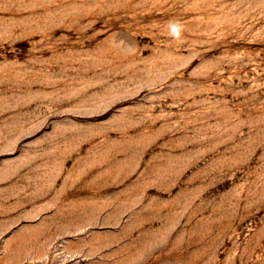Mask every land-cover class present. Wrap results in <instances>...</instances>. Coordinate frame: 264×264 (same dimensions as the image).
<instances>
[{
	"label": "rangeland",
	"instance_id": "1",
	"mask_svg": "<svg viewBox=\"0 0 264 264\" xmlns=\"http://www.w3.org/2000/svg\"><path fill=\"white\" fill-rule=\"evenodd\" d=\"M0 264H264V0H0Z\"/></svg>",
	"mask_w": 264,
	"mask_h": 264
}]
</instances>
